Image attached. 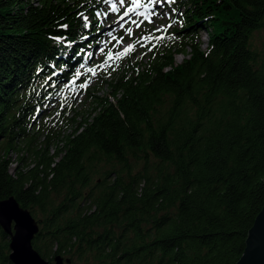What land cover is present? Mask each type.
I'll list each match as a JSON object with an SVG mask.
<instances>
[{"label": "trees", "instance_id": "obj_1", "mask_svg": "<svg viewBox=\"0 0 264 264\" xmlns=\"http://www.w3.org/2000/svg\"><path fill=\"white\" fill-rule=\"evenodd\" d=\"M90 1L0 0V201L37 220L48 262L236 264L264 205V0H175L165 39L76 121ZM8 244L0 229V264Z\"/></svg>", "mask_w": 264, "mask_h": 264}, {"label": "rangeland", "instance_id": "obj_2", "mask_svg": "<svg viewBox=\"0 0 264 264\" xmlns=\"http://www.w3.org/2000/svg\"><path fill=\"white\" fill-rule=\"evenodd\" d=\"M90 2H93V5L98 6V12L102 13L101 16L97 17V21L95 22L97 29V34L99 36H102V40L100 43H97L91 53V60H93V64L87 69H84L82 71H79L81 74L79 77H81L78 82L86 83L85 88H76L75 93H73V97L67 99V102L65 104V107L62 109V112L65 111L68 106L73 105L74 111L69 113L67 116L70 118L74 114L77 116L75 118L76 121H79L80 117L83 114H86L90 111L92 106V101L95 97H105L108 95L109 90V84L115 80L119 76V74L123 71L124 67L126 66L127 62H134L137 56H140L142 60L145 61V58L148 54V50L146 52L145 49L150 46L151 41H144V47H141L140 44H136L135 49L128 53L126 56H124L121 59H113L109 60L107 63H105L108 49L111 48L112 52L115 53L117 51H122L123 48L127 47L129 44H133L134 41L138 40L141 36L145 35H156L155 29L157 27H164L169 25L171 22L173 11L171 8H169V4H165L163 6H157V11L160 12V15L157 17H152L154 20V23L149 24L145 22L140 29H137L135 25H128L126 24L125 27H133V36L128 37L125 35L124 30L120 29L119 24L117 25L114 23L124 11L123 7H120L118 0H113V2L117 3V7H120V12L114 13L110 10V5L105 4L104 0H91ZM127 3L130 4V0H127ZM127 6V5H126ZM138 11H147V9H138ZM107 12L108 15L104 16L103 13ZM134 19H142V17H132ZM127 19V18H126ZM123 23V21H121ZM115 29V32H113V35L119 37L124 36V40L121 44L116 45L115 41H111V37L107 36V32L111 31L112 29ZM143 32L145 34H143ZM200 38L203 42V44L207 43V36L206 33H201ZM106 41H111L110 43H105ZM251 46L252 48L257 52H263L264 51V30H258L254 32L251 36ZM205 46V45H203ZM202 46V47H203ZM104 48V51L101 52L100 49ZM144 52V53H143ZM143 53V54H142ZM185 56H175L174 61L176 64H180L183 59H186ZM100 65H103V67H98ZM89 68H94L95 75H93L91 72L88 71ZM76 79V78H75ZM81 84V83H79ZM56 107L54 108L55 111ZM87 115V114H86ZM43 138L41 137L40 140L37 142V145L39 146ZM23 156L27 162L34 157L33 151L30 149L23 148L21 153H15L13 151H10L7 154L8 160H10V169L11 172L15 167V163L18 161V158ZM99 170L103 171L105 169H108V166H105L104 164L98 165ZM98 178V175L94 176V179ZM39 218V215L38 217ZM36 218V219H37ZM37 221V220H36Z\"/></svg>", "mask_w": 264, "mask_h": 264}, {"label": "water", "instance_id": "obj_3", "mask_svg": "<svg viewBox=\"0 0 264 264\" xmlns=\"http://www.w3.org/2000/svg\"><path fill=\"white\" fill-rule=\"evenodd\" d=\"M0 229L8 237L11 264H69L58 255L48 262L33 249L38 223L12 196L0 201ZM236 264H264V205L248 231L243 254Z\"/></svg>", "mask_w": 264, "mask_h": 264}, {"label": "snow or ice", "instance_id": "obj_4", "mask_svg": "<svg viewBox=\"0 0 264 264\" xmlns=\"http://www.w3.org/2000/svg\"><path fill=\"white\" fill-rule=\"evenodd\" d=\"M104 3L109 4L110 10L114 13L120 12V7L124 8L123 13L119 15L118 19L114 21V23L119 24L120 29L124 30L126 36L132 37L133 27L129 26L126 28L125 27L126 24L135 25L137 29H140L141 26L145 22L152 24L154 23V20L152 19V17H157L160 15V12L156 10L157 6H163L165 4H169V5L174 4L175 0H130V4L127 3V0H118L120 7H117V3L113 2V0H104ZM141 8L147 9V11H138V9H141ZM173 11L175 10L173 9ZM101 15L102 13L100 12L96 13L97 17ZM103 15L107 16L108 13L105 12L103 13ZM132 17H142V19L137 20ZM84 19L87 20L88 18L84 17ZM121 21H123V23H121ZM84 26L88 27V24H85ZM171 26L172 25L169 24L164 27H157L155 31L157 33L167 32ZM64 27H67V25H64ZM113 32H115L114 28L111 31L107 32V36L111 37V41H115V44L113 45V47H115L116 45L121 44L125 37L124 36L117 37L113 35ZM85 39H87V37H85ZM164 39H165V36L163 35L154 36V35L149 34V35L141 36L138 40L134 41L133 44H129L127 47L123 48L122 51H117L113 53L111 48H109L105 63H107L109 60L123 58L124 56H126L128 53L132 52L135 49L136 44H140L141 47H144L145 46L143 43L144 41L156 40L157 42H160V41H163ZM111 41H106L105 43H110ZM155 47L156 45L153 44L151 47L148 48V51H152V49ZM100 51L103 52L104 48H101ZM81 67H84V65H81ZM98 67H103V65H100ZM88 71L91 72L93 75H95L96 70L94 68H89ZM79 75L80 73L77 72L76 76H79ZM86 86H87L86 83L80 85L81 88H85Z\"/></svg>", "mask_w": 264, "mask_h": 264}, {"label": "bare ground", "instance_id": "obj_5", "mask_svg": "<svg viewBox=\"0 0 264 264\" xmlns=\"http://www.w3.org/2000/svg\"><path fill=\"white\" fill-rule=\"evenodd\" d=\"M118 25V24H117Z\"/></svg>", "mask_w": 264, "mask_h": 264}]
</instances>
